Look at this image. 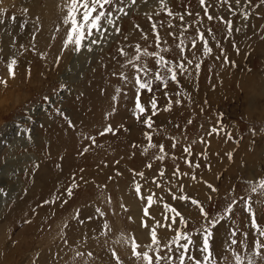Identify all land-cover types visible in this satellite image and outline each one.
<instances>
[{
    "label": "rangeland",
    "instance_id": "rangeland-1",
    "mask_svg": "<svg viewBox=\"0 0 264 264\" xmlns=\"http://www.w3.org/2000/svg\"><path fill=\"white\" fill-rule=\"evenodd\" d=\"M65 5L0 0V80L7 82L0 84V264H143L133 256L132 242L143 252L151 227L171 223L164 204L186 221L182 230L191 234L197 259L208 229L215 264H236L235 255L241 264H264V248L255 245L264 237L245 208L250 201L264 228V189L252 191L264 179V0H163V7L161 0H114L107 6L116 19L114 33L105 25L93 52L87 40L79 52L64 47L70 28L63 23ZM120 7L123 13L114 11ZM137 47L141 59L134 63L147 64L153 79L152 91L139 94L145 108L139 119L137 73L128 63ZM145 50L186 70L176 68V82L165 87L154 80L156 58L144 56ZM159 71L169 75L166 68ZM221 125L231 139L224 132L209 135ZM109 126L112 131L101 135ZM150 195L151 218L144 216ZM176 228L180 217L172 230L157 228L162 248Z\"/></svg>",
    "mask_w": 264,
    "mask_h": 264
},
{
    "label": "snow or ice",
    "instance_id": "snow-or-ice-1",
    "mask_svg": "<svg viewBox=\"0 0 264 264\" xmlns=\"http://www.w3.org/2000/svg\"><path fill=\"white\" fill-rule=\"evenodd\" d=\"M224 4H230L231 0H222ZM247 2V0H246ZM235 3L237 5H240L241 0H235ZM114 4V0H66L65 10L66 15L64 16L63 23L65 25H70V28L67 32V38L64 41V47L67 48L69 45H73L75 48V51L79 52L82 47L85 46L84 42L87 40L89 41V44H96L100 42L99 38H103L105 34L107 33V28L105 25H113L115 22L114 12L108 11L107 6H111ZM201 4H204V0H201ZM161 6L163 7V0H161ZM231 11V9H229ZM115 12L123 13L124 9L122 7L115 8ZM169 15H172L171 12L168 13ZM205 14H207V10H205ZM246 15V14H245ZM183 19V17H181ZM208 19H213L212 16H208ZM229 27L231 26V22H227ZM153 30L155 31V25L153 26ZM116 31H119V29H116ZM182 31H187V29H183ZM169 35H174L173 33H169ZM197 35L199 37V40L204 44V54L208 55L211 52V49L208 47V43L204 38L203 33L197 32ZM157 42H159L160 37L159 35L156 36ZM184 40H180V44L178 47L180 48L181 54L184 52ZM159 47V43L157 44ZM192 47H196V40L193 39L192 41ZM137 55L133 57L132 60H129L128 63L133 65V68L135 69V72L137 73L134 77L135 85H136V91H137V101H136V108L134 114L137 116V119L140 118V115L145 112V108L143 105H141L139 100V94L141 90H147L149 92L152 91V84L153 79H148L147 77L152 74V70L147 66V64H143L138 66L134 61H140V49L137 47L136 49ZM121 55H126L123 49L120 50ZM144 56H153L156 58L155 62L157 65V71L153 74L154 80L159 81L163 86H167V83L169 80L172 82H176L177 80V71L176 68H179L180 72H184L186 69L184 68L183 63H178L175 65V67L168 66L169 62L164 59L163 56H160L158 53H149L147 50L143 52ZM188 63H192V61H188ZM16 64V61L13 59L11 60L8 65V73L11 78H14L15 73L13 71L14 66ZM197 69H199L200 65H196ZM166 68V71L169 75L165 76L163 75L159 69ZM120 78L122 80L127 81L128 77L124 74H120ZM0 84H4L5 87L7 86V82L0 80ZM120 89H117V92H119ZM47 99V98H45ZM151 107L153 109V115H155L156 112V101L155 98H153ZM170 107V105H169ZM167 110V109H166ZM144 124L147 127L152 126L151 117H148V119L144 120ZM112 131L111 127L105 128L103 132H101V135H104L107 132ZM219 134L220 132H224L229 139H231V133H228L224 127L221 125L218 128H213L210 130L209 135L212 133ZM145 136L149 141L151 140V137L145 133ZM93 139L94 142V138ZM150 147L154 145H149ZM173 147H175V143L173 144ZM147 150V149H145ZM87 151V149H85ZM160 151L164 152L163 145L160 146ZM185 153H188L191 155L190 150L188 148L184 149ZM229 158H231V154L229 153ZM160 159H163V157H159ZM186 163H189V166H192L189 161H186ZM148 167H151V165H148ZM196 167H199V165H196ZM177 173H174V175H178ZM141 177H143V173H139ZM160 175L163 176V170H161ZM195 179V177H193ZM153 183H156L154 180ZM75 186V185H73ZM156 186L159 188L161 185L159 183H156ZM211 187V185H209ZM257 188L264 189V179L259 180L258 184L252 188V191L255 193L257 191ZM135 190L137 192V195L140 196V190L141 185L136 184ZM183 190V186H181V191ZM216 189H213L215 191ZM69 195H71V188L68 189ZM154 195V194H153ZM141 199H145V197H140ZM147 199V205L144 208V216L149 217V211L148 209L152 206L154 203L153 196L150 195L146 197ZM173 199H177L175 195H173ZM180 200H187L189 197L185 195H181L179 197ZM45 203H48V201H45ZM191 203L193 205H196L200 208V212L203 216L207 217V213L204 211V208L200 205L199 201L192 200ZM236 201L233 200L232 204H230L227 209L225 210V216H227L232 211V206L235 204ZM163 208L165 210V216L164 219L167 222L169 219H171V223L161 225L159 222H157L155 225L151 227L150 230V236H151V244L147 245V250L143 252L137 251L140 245H138L135 240L132 242V254L134 257H136L138 260L142 259L143 264H186V262H190V264H215V257L210 251V245H209V238L211 236V232L208 229H205L203 234V243L202 246L199 248V251L201 253V258L197 259L193 254V250L195 249V242L192 239L191 234L184 232L182 229L183 227H186V221L182 216H180V213L177 212L175 208H172L168 204H164ZM245 208L249 212V214L252 216L251 220V226L253 229L256 230V233L259 237H264V228H261L256 221L255 214L252 212L251 203L250 201H245ZM171 213V217L167 215V213ZM177 217H180V225L181 228L175 229V236L169 240L168 244L165 245L163 248L161 247L160 240L158 238L157 234V228L159 227H167L169 230H172V226L176 224ZM221 217L220 219H222ZM218 222V220H212L211 223L215 225ZM142 226L148 227L146 223H144ZM231 235L234 237L236 235L235 232H232ZM232 244H236L237 241L235 239L232 240ZM255 245L257 248H264V243H261L259 239L255 241ZM166 254L161 255V252L165 251ZM150 253H154V256ZM259 254V253H257ZM236 264H241V257L239 255H235ZM249 264H252L251 261H249Z\"/></svg>",
    "mask_w": 264,
    "mask_h": 264
},
{
    "label": "bare ground",
    "instance_id": "bare-ground-1",
    "mask_svg": "<svg viewBox=\"0 0 264 264\" xmlns=\"http://www.w3.org/2000/svg\"><path fill=\"white\" fill-rule=\"evenodd\" d=\"M115 23H116V19H115V22H114L113 25H107V28H108L109 32H113L114 33L113 29L116 27ZM112 36L114 37L115 35H112ZM101 41L104 42V41H110V40H101ZM89 49L91 50V52H93L95 50V48L93 46H91V44L89 46ZM263 55H264V53H263ZM84 56H86V58L88 59L89 56H90V53H85Z\"/></svg>",
    "mask_w": 264,
    "mask_h": 264
}]
</instances>
